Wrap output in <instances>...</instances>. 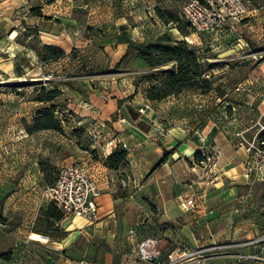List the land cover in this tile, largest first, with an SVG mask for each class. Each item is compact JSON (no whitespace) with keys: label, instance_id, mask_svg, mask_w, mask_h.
Segmentation results:
<instances>
[{"label":"crops","instance_id":"obj_1","mask_svg":"<svg viewBox=\"0 0 264 264\" xmlns=\"http://www.w3.org/2000/svg\"><path fill=\"white\" fill-rule=\"evenodd\" d=\"M84 3L85 0H4L0 9V79L30 76L33 80H45L46 88H56L61 93L59 97L70 102L61 110L74 109L81 118L78 125L94 120L101 133L116 135L126 145V162L135 166L142 177L124 205L125 226H130L128 233L136 227V234L129 235L123 242L113 239L116 238L117 225L113 209L117 200L110 194L109 170L103 168L102 175L97 180L94 178L101 192L97 199L100 220L95 227L105 229L114 243L108 249L114 246L116 254L121 255L113 257L109 251L93 260L94 264H134L137 243L149 236H160L164 240L158 264L166 263L170 254L178 259L175 264H264V204L250 202L243 192L250 183L264 182V170L246 171L248 154L242 145L230 140L224 131L213 130L210 122L207 124V140L203 142L187 138L180 128H171L162 136L156 127L162 120L158 107L142 98L145 103L139 113L140 109L136 110V102L127 95L126 87L116 89L112 86L110 91L104 85L101 92L90 87L86 90L80 85L83 81L80 76L51 80L52 66L59 72L66 70L69 54L76 45L94 39L93 30L85 28L90 25L78 16ZM33 8H39L41 16L31 14ZM253 20L259 27L252 36L256 41L264 42V16L257 15L256 10L250 11L246 19L235 26L237 30H244ZM233 24L229 22L227 26ZM26 29H36L42 44L59 47L65 57L41 62L36 52L26 46L28 43L19 41ZM239 48H245L247 52L260 48L259 52L264 56V45H225L224 54H231ZM118 50L124 55L126 44L119 45ZM262 66L264 63L259 65L264 74ZM30 72L33 74L28 75ZM49 76L51 78L46 79ZM65 82L74 88H69ZM5 110L14 116L9 121L0 118V233L8 229L10 234L27 235L34 243L47 244L62 252L68 237L83 233L87 222L78 218H61L54 225L64 232V236L51 240L45 235L47 230L41 228L39 222L46 219L44 211L50 203L44 196H35L36 186L21 184V178L29 179L30 173L42 178L37 168L41 153L35 144V138L41 132H25L19 119V108L0 106V112ZM250 119L258 121L254 117ZM252 128L250 125L246 131ZM103 145L101 140L98 147L104 151V158L120 147V144L116 147H110L108 143ZM206 145L207 153L218 152V156L204 181L200 169L195 168L194 157ZM168 153L167 159L150 173ZM30 162L35 170H30ZM189 197L195 198L198 206L193 211H184L179 203ZM222 245L230 247L211 253L209 258L207 254L186 256L201 248ZM2 263L8 264L0 260Z\"/></svg>","mask_w":264,"mask_h":264},{"label":"rangeland","instance_id":"obj_2","mask_svg":"<svg viewBox=\"0 0 264 264\" xmlns=\"http://www.w3.org/2000/svg\"><path fill=\"white\" fill-rule=\"evenodd\" d=\"M247 1L249 12L256 10L257 15L264 16V0ZM181 6L182 0H128L121 3H115L113 0L111 2L85 0L84 7L79 9L78 16L84 23L90 25L85 28L93 30L94 39L91 42L84 40L76 45L69 54L66 70L59 72L52 66L50 68L53 74L51 80L56 77L62 79L64 76H67L66 78L80 76L83 78L80 85L86 90L90 87L92 90L98 89L101 92L104 90V85L109 90L112 86L116 89L126 87L129 91L127 95H130L136 102L134 106L136 110L140 109L139 113H141L142 105L145 103L144 100L142 101L144 90L151 84V81L146 78L150 70L134 60H131L129 65H118L123 56L118 46L125 43L126 50L131 45L141 48L153 44L157 38L167 34L174 39L185 41L197 51L202 60L214 66L208 72V77L210 76L213 87H217L218 90H212L207 94L183 91L160 102H152L151 106L158 107L161 112L162 120L156 126L158 127L157 133L160 132L164 136L171 128H180L187 138L201 139L203 142L207 140V124L210 122L213 130L224 131L230 140H236L239 133L246 138L252 137V133L256 132L259 127L258 121L264 124V74L259 67L254 66L255 59L253 55H250L252 53L261 54L260 48L251 49V53L245 48L244 50L239 48L231 54H224V48L225 45L228 47L264 45V42L256 41L252 36L257 33L259 24L253 20L244 30H237L234 23L232 26L222 27L217 32L206 34H197L189 27L179 32L174 23L159 19L154 12L155 8H159L180 19ZM19 39L29 44L23 35ZM30 46L39 47L38 45ZM31 74L33 72L28 75ZM1 79L0 106L19 108V119L27 132L25 126L32 123L35 113L48 106V104L34 101L40 87L44 86L43 83L46 81L33 80L30 76L19 79L1 77ZM64 84L68 85L69 82ZM68 87L73 89L74 85H68ZM68 103L70 102L61 97L52 103L59 107L56 117L62 121L63 132L45 131L42 133L41 131V134L35 138L36 148L41 153L37 168L41 172L40 162L53 167L49 173L41 172L42 178L40 179L37 174L33 175V173H30L29 179L21 178V184L27 183L37 187L35 196L45 197L46 188L54 182L58 169L64 165L77 164L87 171L89 176L97 180V177L102 175L103 168H106L102 154L104 151H101L98 145L101 144V140L106 145L110 140L117 138L116 135L112 136L104 131L101 133L94 120H91L89 124L78 125L77 122L81 118L74 113V109L72 111L68 108L61 110V107L67 106ZM72 104L77 105L75 102ZM13 116L7 114L6 110L3 113L0 112V118L4 121H9ZM252 117L257 118L258 121L256 119L249 121ZM250 125H253V128L246 131ZM118 148L126 150L122 146L115 149ZM200 152L198 161L195 160L194 164L195 168L201 171V179L206 181L207 172L214 166L215 160L212 154L207 153V145L202 147ZM5 164L9 163L5 162ZM31 164L32 162L29 168L32 171L35 166ZM137 171L138 169L130 166L128 162H125L117 171L109 170L110 194L113 199L117 200L113 209L114 218L117 221L116 238L113 239L119 242L125 241L129 236L130 226H125L127 221L123 220L124 205L142 179ZM243 192H246L250 202L264 204V182L250 183L244 187ZM138 200L141 201L140 198ZM139 214L140 210L137 209V215ZM99 220L92 223L87 222L83 233L68 237L62 252L47 244L34 243L27 235L10 234L6 229L0 233V255H11L8 264H73L81 260L94 264L93 260L109 251L113 257L119 258L121 254L119 252L116 254L114 246L111 250L108 249L109 245L114 244L111 243L112 238L106 235L105 229L95 227ZM39 226L48 231V238L51 240H59L64 236V232L59 227L49 224L45 219H41ZM120 247L123 246L120 245Z\"/></svg>","mask_w":264,"mask_h":264},{"label":"trees","instance_id":"obj_3","mask_svg":"<svg viewBox=\"0 0 264 264\" xmlns=\"http://www.w3.org/2000/svg\"><path fill=\"white\" fill-rule=\"evenodd\" d=\"M113 1L121 3L128 0ZM30 12L33 15L41 16L39 8H33ZM154 12L159 19L174 23L175 28L179 32H183L188 28L184 21L178 19L177 16H173L170 12L162 11L159 8H155ZM23 36L29 41L27 46L36 52L41 62L57 61L65 57V53L59 47L42 44L38 39L36 29H26ZM30 45H38L39 47ZM131 60L137 61L150 70L146 74V78L151 81V84L144 90V98L149 102H160L183 91L207 94L212 90H218L217 87H213V81L210 76L208 77V72L214 66L202 60L197 51L187 45L185 41L174 39L167 34L157 38L153 44L145 45L141 48L132 45L128 46L118 65H129ZM262 62L264 61H255L254 66L259 67ZM60 95V91L56 88L48 89L43 85L40 87L34 101L48 104V106L39 109L35 113L32 123L25 126L28 133L41 131L63 132L62 121L56 117V113H59V107L52 105L53 101ZM169 155L170 153L165 155L155 165L154 169L158 168ZM126 156V150L115 149L105 158L104 165L109 170L117 171L125 164ZM194 158L198 161V154ZM39 167L43 173H49L53 170L51 165L42 162L39 163ZM44 216L46 217L45 221L52 225L62 218L61 213L52 204L48 205L44 211ZM44 233L48 236L47 231ZM10 258V254L0 255V260L6 262Z\"/></svg>","mask_w":264,"mask_h":264},{"label":"built area","instance_id":"obj_4","mask_svg":"<svg viewBox=\"0 0 264 264\" xmlns=\"http://www.w3.org/2000/svg\"><path fill=\"white\" fill-rule=\"evenodd\" d=\"M4 0H0V9ZM247 0H182L179 17L190 29L197 34L213 33L228 25L229 22L240 23L248 13ZM251 53V50L249 51ZM255 61H264V56L252 53ZM257 56V57H256ZM264 63V62H262ZM51 78V76L46 79ZM58 112L56 113V115ZM258 129L250 138L239 133L236 142L242 145L247 154L246 171L248 173L264 170V124L258 121ZM118 144L126 149V145L117 138L108 142L110 147ZM218 152L212 154L216 159ZM209 159V158H208ZM45 197L62 215L68 220L78 218L92 223L98 219L97 199L100 196V189L95 179L88 175L82 167L77 164L64 165L58 169L56 179L46 188ZM179 206L184 211H193L198 204L195 198L189 197L180 201ZM136 234V227L129 231V235ZM164 247V240L160 236L144 237L135 249V260L137 264H158ZM230 247L226 245L201 248L190 253L187 257L197 254H207V258L213 252L224 250ZM177 258L168 255L166 263L175 264ZM75 264H89L85 261H78Z\"/></svg>","mask_w":264,"mask_h":264}]
</instances>
